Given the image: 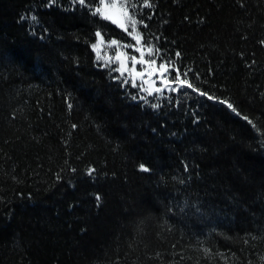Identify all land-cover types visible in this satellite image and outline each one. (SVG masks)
Listing matches in <instances>:
<instances>
[{"label": "trees", "instance_id": "trees-1", "mask_svg": "<svg viewBox=\"0 0 264 264\" xmlns=\"http://www.w3.org/2000/svg\"><path fill=\"white\" fill-rule=\"evenodd\" d=\"M131 3L0 0V264H264V0Z\"/></svg>", "mask_w": 264, "mask_h": 264}, {"label": "snow or ice", "instance_id": "snow-or-ice-1", "mask_svg": "<svg viewBox=\"0 0 264 264\" xmlns=\"http://www.w3.org/2000/svg\"><path fill=\"white\" fill-rule=\"evenodd\" d=\"M78 2L81 5L86 4L87 0H78ZM100 3L103 4L104 0H100ZM144 7H151V3L150 0H144ZM111 9H115L116 11L114 13L109 14L108 12L102 11V9L100 7H97L93 14H99L103 19H107V20H111L112 23L117 24L119 27H121L122 29H124L125 31L128 30V28H131V32L129 33V35H133V39L136 40L137 44H140L142 42V40L144 39L141 32L138 30V24L142 25L143 27H147V25L144 23L143 20H138L136 18L135 12L131 11L130 9H134L136 7V5L134 3H131V0H123L122 3H117V0H112V3L110 6ZM119 17V18H117ZM150 18V17H149ZM23 19V17H22ZM33 20L36 19L35 16L32 17ZM95 35L100 38L102 36L100 31H97L95 33ZM99 42V41H98ZM112 45H117L118 41L116 40H112L110 42ZM147 43V54L148 56H152L154 54L159 55L161 52V49L156 48L155 45H153L151 42H146ZM262 43H264V41H262ZM94 49L96 48V45L94 44L92 46ZM137 51H139V49H137ZM143 52H141V58L139 59V61L137 60V57L133 56L131 57V59L134 62H139V63H148L150 65H155L156 61L155 60H149V61H144L143 60ZM181 53L177 52L176 53V57H180ZM117 59H119V54L117 55ZM174 64V61H167L166 63H160L158 65V71L159 74L161 76H167L169 74V70L171 68V71L175 72V76L171 77V79L169 80L167 86H170L171 84H178L179 88L176 87H172L171 90L173 92L178 91V90H183L184 88H189L191 89L193 92H197L199 95L201 96H207V98L209 100L213 99L214 97L212 95H209L208 93L201 91L194 82L190 81L188 79L189 77V73L192 71L191 69H188L187 71H181V69L179 67H171ZM124 68V64H121V68L116 69V71H121V69ZM121 75H123V72H121ZM196 79H199V76L197 75ZM133 86L135 87L136 84L133 81ZM163 91V89L157 87L155 88V92L156 93H161ZM149 95H152V92L149 91L148 92ZM143 99V98H142ZM221 103H225L226 101L221 100ZM69 107H71V105H69ZM153 108H157L159 107V105L157 104H153L152 105ZM227 107L229 109H231L233 112H237L238 110L233 106V104L231 103H227ZM249 123H252V121H249ZM76 125H73V128H75ZM141 170L143 171H149L148 168H146L144 165H140ZM95 170L94 169H89V175H91ZM97 201L100 200V197L97 196L96 197Z\"/></svg>", "mask_w": 264, "mask_h": 264}, {"label": "rangeland", "instance_id": "rangeland-1", "mask_svg": "<svg viewBox=\"0 0 264 264\" xmlns=\"http://www.w3.org/2000/svg\"><path fill=\"white\" fill-rule=\"evenodd\" d=\"M110 5H111V3L104 2L102 4V7H101L102 11L108 12L109 14L114 13L116 10L115 9H111L110 7H108ZM117 18H119V17H117ZM109 21L111 22V20H109ZM113 24H115V23H113ZM115 25L117 27H119L117 24H115ZM119 28H121V27H119ZM95 45H96V48L94 50L98 54L100 52V50L103 48V46H104V42H103L101 37L98 38V40H97ZM106 61L116 62L118 64L117 69L121 68V64L123 63L124 64V68H122L121 71H118V72H119L120 75H121V72H123V75H121V76H123L124 78L132 74L134 79L135 78L143 79L142 75H140L141 73H137L136 71H133L134 70L133 68H129L127 63H126V61L122 57H119V59H117V57L116 58L107 57ZM152 83H154V82H152Z\"/></svg>", "mask_w": 264, "mask_h": 264}]
</instances>
